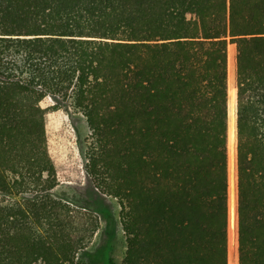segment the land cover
<instances>
[{
	"label": "trees",
	"instance_id": "16d2710c",
	"mask_svg": "<svg viewBox=\"0 0 264 264\" xmlns=\"http://www.w3.org/2000/svg\"><path fill=\"white\" fill-rule=\"evenodd\" d=\"M65 105L81 173L48 135ZM84 179L123 264H234L237 224L264 264V0H0V264H80L99 217L47 194Z\"/></svg>",
	"mask_w": 264,
	"mask_h": 264
},
{
	"label": "rangeland",
	"instance_id": "374dc122",
	"mask_svg": "<svg viewBox=\"0 0 264 264\" xmlns=\"http://www.w3.org/2000/svg\"><path fill=\"white\" fill-rule=\"evenodd\" d=\"M47 129L52 142H58L55 154L58 152L63 154L61 167L69 172L81 173L85 151L89 142L91 143L84 117L77 113L71 105H65L49 116ZM235 169L237 181V165ZM47 196L50 199L63 200L74 207L86 209L99 217L100 228L86 251L79 255L80 264H123L127 249L126 237L120 221L121 207L115 199L101 194L90 179H84L80 184L62 183L50 191ZM236 253L237 262L234 264H239L238 224Z\"/></svg>",
	"mask_w": 264,
	"mask_h": 264
}]
</instances>
